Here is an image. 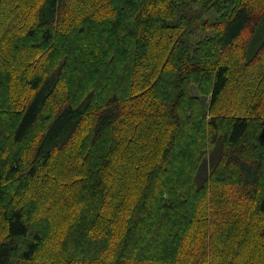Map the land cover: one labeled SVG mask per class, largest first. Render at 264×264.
I'll use <instances>...</instances> for the list:
<instances>
[{
  "label": "trees",
  "instance_id": "16d2710c",
  "mask_svg": "<svg viewBox=\"0 0 264 264\" xmlns=\"http://www.w3.org/2000/svg\"><path fill=\"white\" fill-rule=\"evenodd\" d=\"M262 26L264 0H0V264H264Z\"/></svg>",
  "mask_w": 264,
  "mask_h": 264
},
{
  "label": "rangeland",
  "instance_id": "374dc122",
  "mask_svg": "<svg viewBox=\"0 0 264 264\" xmlns=\"http://www.w3.org/2000/svg\"><path fill=\"white\" fill-rule=\"evenodd\" d=\"M194 25H195V27L198 28V34H199V35H205V34L210 33L209 31H206V30L200 29V23H199V21H196V22L194 23ZM263 31H264V26H262L261 29L259 30L260 34H261ZM263 34H264V32H263ZM191 93L194 94V95L197 94V89H196L194 86H193V88L191 89ZM200 99H201V101H202V103H203V109H204V111L207 112V109H208V101H209L208 97H202V96H200Z\"/></svg>",
  "mask_w": 264,
  "mask_h": 264
}]
</instances>
